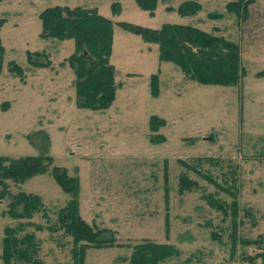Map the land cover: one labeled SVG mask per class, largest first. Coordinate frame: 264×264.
<instances>
[{
	"label": "rangeland",
	"instance_id": "1",
	"mask_svg": "<svg viewBox=\"0 0 264 264\" xmlns=\"http://www.w3.org/2000/svg\"><path fill=\"white\" fill-rule=\"evenodd\" d=\"M112 1L0 0V156L48 155L53 166L78 177L81 217L114 230L122 244L87 249L85 264H130L132 251L125 244L143 240L172 244L181 251L164 264L183 263L195 251H201L202 260L195 264H252L242 257L228 260L231 244L222 229L230 219L224 220L222 212L202 198L203 193L216 194L217 188L191 173L200 190L181 194L179 177L185 171L181 160H221V169L204 165L218 177L220 171L236 167L243 219L239 231L249 239L264 236V76H259L264 72V0H257L245 21L227 13L232 0H199L202 9L193 17L166 9L181 0H161L154 15L135 0H118L122 11L115 16ZM76 5L98 7L115 22L110 59L120 86L106 110L77 104L75 74L67 62L74 41L42 36L40 15L45 9ZM217 13L222 17H210ZM119 21L151 29L192 25L236 41L245 75L233 87L189 81L175 64L160 61L156 44L124 31ZM29 53L33 62L40 58L50 65L30 64ZM11 63L23 69L22 78L11 71ZM153 75L159 76L158 95L153 94ZM153 116L166 122L157 132L150 129ZM158 135L165 140L156 142ZM10 190L41 196L52 213L50 221L34 218L43 225L35 235L44 264L71 262V237L58 223V210L69 196L55 178L46 173L10 183ZM219 197L228 198L224 193ZM18 221L0 201V253L4 229ZM216 230L220 240L212 238ZM245 249L246 254L264 253V246Z\"/></svg>",
	"mask_w": 264,
	"mask_h": 264
},
{
	"label": "trees",
	"instance_id": "2",
	"mask_svg": "<svg viewBox=\"0 0 264 264\" xmlns=\"http://www.w3.org/2000/svg\"><path fill=\"white\" fill-rule=\"evenodd\" d=\"M135 1L141 10L154 15L161 0ZM181 1L177 7L167 6L166 9L177 11L184 17H193L202 9L199 0ZM256 2L257 0H232L226 4V11L245 21L249 19L250 8ZM110 8L114 16L122 11L118 0H113ZM222 15L210 14V17L221 18ZM40 19L44 38L59 41L73 40L75 43V51L69 56L67 62L75 74L74 85L79 108L93 111L109 109L115 101L116 92L120 86L116 78V69L110 59L113 53L115 22L101 14L98 7L86 5L47 8L41 13ZM116 23L124 31L139 35L149 44H156L160 61L175 64L189 81L201 85L233 87L238 85L245 75V69L240 61V44L236 41L192 25L165 24L159 29H151L125 21ZM3 52L4 49L1 47L0 72ZM39 53L36 52L37 55H40ZM27 57L29 63L36 67L50 65L49 62L42 61L40 58L33 62L30 53ZM12 70L22 78L23 69L19 65L11 63ZM259 76L263 77L264 72ZM158 80V75L152 76L151 86L155 95L159 92ZM165 124L164 120L153 116L150 120V129L152 132H157ZM164 140V136L158 135L155 141ZM220 162L222 163L221 160L210 157L196 163L181 160L180 164L185 171L179 177V193L200 190L199 183L193 179L191 173L215 186L218 190L216 194L203 193L202 198L211 208L221 211L226 217L224 220L230 219L231 224L222 229L231 244L228 260L233 261L235 258L242 257L243 260H249L252 264L260 259L263 261L264 253L246 254L245 248L254 246L255 249H262L264 236L259 235L256 239H249L243 237L239 231L243 219L240 215L242 209L236 167L231 165L229 171H220L219 177L204 170L205 164L221 169L223 163ZM46 173H50L69 196L66 205L58 210L60 228L64 229L72 241V258L67 264H85L87 249L92 247L122 246L117 242L114 230L100 227L95 223L89 224L81 217L78 177L68 174L66 169L53 166L50 156L20 158L0 156V201L6 202L7 214L19 220L15 226H7L4 229L2 253H0L3 264H44L41 257V243L35 235L36 231H41L43 225L34 221V218L40 216L50 221L52 213L41 196L23 191L12 193L10 183L18 185ZM221 193L228 198L219 197ZM244 213L250 214L249 210H244ZM48 229L51 231L54 228L48 226ZM211 235L214 239H221L218 230L212 231ZM125 245L132 251L130 264H164L181 254V251L172 244H160L150 240ZM242 247L240 253L239 248ZM200 254L201 251H195L180 264L201 263Z\"/></svg>",
	"mask_w": 264,
	"mask_h": 264
}]
</instances>
